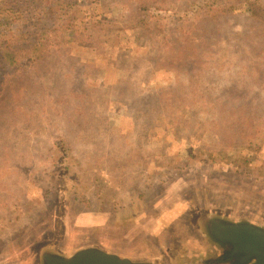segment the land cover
<instances>
[{
	"label": "rangeland",
	"instance_id": "1",
	"mask_svg": "<svg viewBox=\"0 0 264 264\" xmlns=\"http://www.w3.org/2000/svg\"><path fill=\"white\" fill-rule=\"evenodd\" d=\"M108 6L116 12V2ZM207 15L230 20L235 43H242L225 74L238 81L232 86L236 90H223V85L198 90L195 110H184L191 102L188 89L175 90L173 81L158 73L111 72L104 69V56L98 57L101 66L92 64L83 73L82 65L90 67L83 47L59 53L61 67L20 89L8 85L13 77L2 79L3 90L23 95L8 94L5 103L0 98V264H28L38 246L57 238L90 239L133 253L156 242L202 202L231 201L264 215L263 154L251 162V168L256 164L252 175V169L221 157L223 148L234 154L240 150L224 146L217 135L221 116L229 124L247 113L219 98L234 92L254 104L264 96V24L220 7ZM167 20L172 24L173 17ZM243 26L249 28L240 33ZM130 38H123L125 46L139 50ZM246 50L250 53L243 56ZM117 77L123 78L122 84L111 83L108 90L89 82H114ZM37 81L42 83L39 88ZM205 91L213 92L203 96ZM31 95L34 104L27 102ZM82 96L92 99L87 102L90 110L102 113L101 129L88 125L83 116L79 122L67 117L70 100ZM16 100L21 110L35 112L31 121L42 129L32 131L25 115L18 119L17 130L7 129V108ZM256 106L264 108V101ZM133 111L139 112L136 117ZM62 135L73 150L65 156L58 147ZM235 157L240 164L244 161Z\"/></svg>",
	"mask_w": 264,
	"mask_h": 264
},
{
	"label": "trees",
	"instance_id": "2",
	"mask_svg": "<svg viewBox=\"0 0 264 264\" xmlns=\"http://www.w3.org/2000/svg\"><path fill=\"white\" fill-rule=\"evenodd\" d=\"M109 1L116 2V12L109 8ZM216 7L230 9L234 16L264 24V5L259 0H0V98L5 103L8 94L15 97L21 94L20 90H3L2 79L6 76L7 80L9 76L13 77L9 86L15 85L20 89L40 74L48 75L61 67L57 58L59 53L68 54L83 47L90 65H82L83 73L87 74L93 68L92 64L101 66L100 56L107 61L104 69L111 72L130 69V72L135 70V74L158 73L169 77L173 81L171 86L175 84V90L188 89L191 102L186 103L184 110H195L197 101L200 103L198 90L219 85H223V90H236L232 86L238 81L237 77L225 74L231 69V63L235 64L236 48L242 47V43H235L230 20L207 15V11ZM169 15L173 17L172 24L168 23ZM248 28L238 29L243 33ZM125 36L131 37L129 42L138 45L139 50L132 51L125 46ZM249 53L246 50L243 56ZM122 80V77L113 79L114 82L90 78L89 82L92 86L101 83L108 90L111 83L119 86ZM207 80L212 82L205 84ZM34 85H39L36 86L39 88L42 83L37 81ZM211 92L202 94L206 96ZM82 97L70 100L72 111L67 117L79 122V116H83L88 125L101 129L102 113L90 110L87 102H92V99ZM218 101L245 108L247 112L229 124H226L229 121L224 116L219 118V140L224 146L240 150L234 154L223 148L221 157L233 159L232 163L241 168L252 169L250 173L254 175L256 164L251 168V162H257L260 154L264 156V108L256 106L264 101V96L255 98L252 104L247 97L230 92ZM20 102L16 100L12 109L7 108V129L17 130L21 115L28 116L32 131L42 129V125L31 121L35 112L32 115L21 110L17 106ZM27 102L34 104V97L31 95ZM116 103L113 101L114 107ZM208 106L212 105L208 103ZM255 109L258 112L253 116L251 112ZM138 113L133 111L132 115L136 117ZM143 120H138L141 125ZM209 121L212 127L217 126L215 121ZM60 139L59 151L64 156L72 153L65 136ZM237 155L244 160L241 164L235 157Z\"/></svg>",
	"mask_w": 264,
	"mask_h": 264
},
{
	"label": "flooded vegetation",
	"instance_id": "3",
	"mask_svg": "<svg viewBox=\"0 0 264 264\" xmlns=\"http://www.w3.org/2000/svg\"><path fill=\"white\" fill-rule=\"evenodd\" d=\"M247 230V241L264 239V215L231 201L202 202L146 249L130 253L90 239L57 238L38 246L28 264H49L89 250L134 264H255V252L240 243V231Z\"/></svg>",
	"mask_w": 264,
	"mask_h": 264
},
{
	"label": "water",
	"instance_id": "4",
	"mask_svg": "<svg viewBox=\"0 0 264 264\" xmlns=\"http://www.w3.org/2000/svg\"><path fill=\"white\" fill-rule=\"evenodd\" d=\"M248 230L240 231V243L244 248L255 252L258 261L255 264H264V239L258 243L247 241L251 236L248 235ZM264 237V235H262ZM49 264H134L129 260L121 258L117 255L108 254L98 250H89L82 252L76 256L68 257L63 260L49 261Z\"/></svg>",
	"mask_w": 264,
	"mask_h": 264
}]
</instances>
